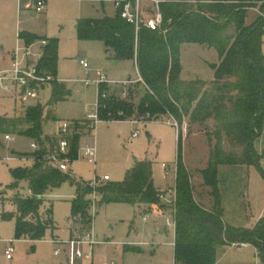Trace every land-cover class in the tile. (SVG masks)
I'll use <instances>...</instances> for the list:
<instances>
[{
	"label": "rangeland",
	"instance_id": "1",
	"mask_svg": "<svg viewBox=\"0 0 264 264\" xmlns=\"http://www.w3.org/2000/svg\"><path fill=\"white\" fill-rule=\"evenodd\" d=\"M21 3L19 10L18 0H0V46L8 51L16 48L18 26L21 32H35L58 40L57 79L66 86L69 95L57 105L49 106L51 86L48 84L39 90L38 98L32 104L23 105L0 82V118H12L28 106L41 104L48 108L50 116L44 124V134L60 138L62 123L82 124L97 105L99 87L94 82L99 79V73L104 76L102 82L108 88L105 92L107 100L114 98L127 101L134 94L131 100L135 106L138 105L145 94V86L139 81L133 61L115 64L102 42L84 41L77 36L81 19L102 18L105 15L114 17L117 7L113 1L48 0L46 10L42 13H38L29 0ZM149 7L148 11L145 10L148 17L154 12ZM258 16L259 12L254 11L250 20ZM201 47L184 45L181 51L182 80H213L211 67L219 63L218 53L205 47H202L203 51ZM81 61H86L89 67H83ZM10 67L9 60L0 61V72ZM168 120V117H163L143 121L134 117L128 121H101L93 131L80 127V149L87 145L95 147L97 162L93 164L82 158L73 161L78 159V154L62 157L69 160L72 174L63 173L67 179L46 196V200L53 205L56 229L48 231L43 242L36 243L17 239L15 220L5 219L3 214L15 211L12 203L15 196H32L26 182L21 183L18 191L15 189L12 171L31 166L37 160L32 154L39 151L34 152L31 147L36 143L34 140L10 133L13 140L7 141L6 133L0 131V264H67L69 247L63 246L62 255L55 256L56 246L50 243L51 239L59 237L67 240L72 234H82L90 228L97 239L105 243L93 248L83 246V253L90 259L77 260L76 264H174L172 208L168 213L157 215L152 206L104 203L96 193L97 209L93 211V193L86 196L83 193L84 187H89V183L96 178L108 177L109 182H122L136 162L148 161L153 167L154 186L159 194L165 196V199L159 198L162 203L160 208L165 210L166 207H172L176 198L178 130ZM261 130V136L254 142V149L260 156L259 166L219 168L218 188L224 210L223 219L236 228L254 230L264 221V122ZM181 132L183 160L191 176L194 199L204 208L211 209L214 199L210 195L211 190L203 183L201 171L207 168L215 145L214 124L193 125L189 128L185 123ZM133 134L137 136L133 137ZM226 147L229 150L227 144ZM39 162L45 167H53L47 158ZM163 164L170 170L167 177ZM55 168L60 171L57 163ZM78 197H83L87 202L85 211L77 215L82 219L80 221L74 220L72 216L73 201ZM11 242L13 259L8 260L5 252ZM133 245L140 251H126L127 246ZM250 250L242 249L239 245L222 246L217 251L218 264H264L259 256L256 261L250 255L253 250Z\"/></svg>",
	"mask_w": 264,
	"mask_h": 264
},
{
	"label": "trees",
	"instance_id": "2",
	"mask_svg": "<svg viewBox=\"0 0 264 264\" xmlns=\"http://www.w3.org/2000/svg\"><path fill=\"white\" fill-rule=\"evenodd\" d=\"M159 8L163 16L161 31L141 26L137 32L134 24L120 16V11L112 18L78 22L80 40L102 42L116 62H135L145 86V94L135 106L131 100L134 94L127 101L102 98L108 91L102 84L98 97L100 118L102 121H128L138 117L152 121L168 117L178 123L175 264H216L218 249L234 244L255 247L264 261V221L254 230L228 225L223 219L218 188L220 167L260 164L254 142L261 136L264 122V0L165 1ZM251 9H258L259 16L249 25L247 20ZM20 38L26 44L40 39L30 34H20ZM49 42L39 69L54 77L48 104L52 107L66 100L69 92L57 79L58 40ZM184 45L216 50L219 63L212 66V81L197 79L187 82L181 79ZM49 119L48 108L41 104L28 106L12 118H0V131L6 135L26 136L40 146L39 152L32 154L37 160L31 166L12 171L15 189L18 191L21 183L26 182L32 196H15L12 200L15 211L3 214L5 219L15 220L16 238L31 242L43 240L48 231L56 229L53 205L46 196L67 179L55 167H45L39 162L47 158L48 151L55 153L58 145L59 138L44 134V124ZM75 123L76 130L85 128L79 126V122ZM185 123L189 128L214 124L215 145L207 168L201 171L203 183L211 190L214 199L211 209L201 206L193 196L191 176L183 160L181 127ZM67 140L69 156H77L81 136L75 134ZM92 192L88 186L83 189L84 196ZM96 193L104 203L159 204L152 163L148 161L136 162L124 181L106 183L98 187ZM86 205L83 197L75 199L73 218L81 215ZM132 249L127 247L126 251Z\"/></svg>",
	"mask_w": 264,
	"mask_h": 264
},
{
	"label": "built area",
	"instance_id": "3",
	"mask_svg": "<svg viewBox=\"0 0 264 264\" xmlns=\"http://www.w3.org/2000/svg\"><path fill=\"white\" fill-rule=\"evenodd\" d=\"M24 0H18L21 3ZM33 2L35 10L38 13H42L45 11L48 0H29ZM77 1H87V0H77ZM93 2H101V0H90ZM114 0L115 6L118 11H120V16L125 19L128 23L134 24L136 26L137 32L140 30L141 26H145L149 30L152 31H161L163 25V16L160 12V4L161 0ZM149 2L153 6L154 13L150 17H144L143 15V2ZM103 2V1H102ZM50 42L48 40H37L30 44H25L23 46L18 45L14 51L13 59L11 67L5 71L0 72V82L3 83V87L9 94H13L15 99L20 101L23 105L32 104L38 98V92L44 86L51 84L54 80V77L50 74H46L39 69V64L42 59L45 57L46 49L49 46ZM81 65L85 68H88V63L86 61H81ZM99 79L94 82L99 88L104 80V76L102 74H98ZM142 81V79H141ZM88 84V82H86ZM99 97V96H98ZM106 95L103 94L102 98H105ZM99 99V98H98ZM100 104L99 100L95 108L87 115L86 119L82 124L86 129L93 131L98 123L102 120L100 118ZM169 124H174V126L178 128V123L170 118L168 120ZM76 123L64 122L61 124L60 128V138L58 140V145L55 153H50L47 157L49 162L55 167V164H58V169L60 172L64 174L71 173L70 162L69 160L62 159V157L69 155L70 145L67 140V137L74 136L78 134L79 130H76ZM137 134H133V137H136ZM5 139L7 141H12L13 138L10 135H6ZM34 152L40 150V146L37 143H33L31 145ZM82 158L84 160H89L91 163L96 164L97 162V150L95 147H91L87 145L86 147L79 149L78 151V160ZM165 176H169L170 170L169 168L163 164ZM108 177H100L96 178L92 182L89 183V187L93 190V211L97 209V196L96 189L103 184L109 182ZM164 192V191H162ZM161 192V193H162ZM171 192V191H169ZM176 194V192H175ZM159 198L165 199V196L159 194ZM176 201V198H175ZM175 201L173 202V207L175 206ZM93 219V218H92ZM74 220L80 221L82 220L79 217H75ZM90 221V220H89ZM92 221V220H91ZM92 227V224L90 222ZM50 243L56 246L54 250L55 256H60L63 253L62 247L67 245L69 248L67 264H76L77 260L81 259H90L89 256L83 253L82 247L87 245L91 248L103 244L97 239L95 234L92 232L91 228L87 230L85 233L77 234L72 236L67 240H63L59 237H54L51 239ZM8 246L6 249L5 255L8 260L13 259V243Z\"/></svg>",
	"mask_w": 264,
	"mask_h": 264
},
{
	"label": "crops",
	"instance_id": "4",
	"mask_svg": "<svg viewBox=\"0 0 264 264\" xmlns=\"http://www.w3.org/2000/svg\"><path fill=\"white\" fill-rule=\"evenodd\" d=\"M110 1H114V0H110ZM165 1H168V0H164V1H162V2H165ZM169 1H181V0H169ZM183 1H191V2H194V1H196V0H183ZM200 1H205V0H200ZM93 2V1H92ZM94 3H99V2H94ZM145 3H147V4H145ZM21 4L22 3H19V10H21ZM103 4V3H102ZM143 4V15H144V17H148V16H146L145 15V7H147V6H150L151 5V3H149V2H147V1H145V2H143L142 3ZM103 6V9H104V4L102 5ZM151 7H153L152 5H151ZM46 10V9H45ZM254 11H258L259 12V10L258 9H251V10H249V14H248V20H247V22H248V24L250 25V24H252L255 20H250V15L252 14V12H254ZM117 12H118V9H117V11H116V14H117ZM104 17H110V16H107V15H105ZM104 17H102V18H89V19H103ZM110 18H112V17H110ZM82 20V19H81ZM18 30H17V34H18V44H17V46L18 45H21V46H23V45H25L26 44V42H25V40H23V39H21L20 38V34H30V35H33V36H37V37H39L40 39L39 40H48V41H50V40H54V38H52V37H48V36H46V35H40V34H37V33H33V32H21V30H20V27L18 26V28H17ZM17 46H16V48H17ZM184 47V46H183ZM183 47H182V49H183ZM15 48V49H16ZM15 49L13 50V51H8V50H5L4 48H3V46L1 47L0 46V61H5V60H9V62H10V66H11V64H12V59H13V54H14V51H15ZM200 49H202L203 51H204V48H200ZM263 53H264V50H263ZM111 57V56H110ZM112 59V58H111ZM113 60V59H112ZM218 60H219V57H218ZM114 61V60H113ZM114 63L115 64H117V63H120V62H116V61H114ZM134 63V65H135V67H136V64H135V62H133ZM84 67V66H83ZM212 68V67H211ZM136 69H137V67H136ZM59 81V80H58ZM139 81H141V78H140V76H139ZM60 82V81H59ZM177 133H178V131H177ZM6 136V135H5ZM46 136H53V135H46ZM32 164V163H31ZM110 180V179H109ZM157 190V189H156ZM48 196V195H47ZM161 202H159V204H157V205H136V206H139V207H141V206H143V207H153V208H155V210H156V213H157V215H159V214H161V213H168V211L172 208V210H170L173 214H172V217L174 218V230H175V216H174V207H173V205H172V207H166V209L165 210H163V209H161L160 207V205L162 204H160ZM164 205V204H163ZM170 212V213H171ZM145 220H147V217L145 218ZM75 234H72L71 236H70V238L72 237V236H74ZM45 239V238H44ZM44 239L43 240H41V241H37V242H43L44 241ZM33 243V242H32ZM34 243H36V242H34ZM104 244V243H103ZM234 245H239V246H241V248L242 249H252V250H250V251H252V252H250V255H253L254 256V258H255V260L257 261V256H259V254H258V251L255 249V247H253V246H251V245H248V244H234ZM127 247H132L133 249L132 250H130V251H140L138 248H137V246H127ZM126 247V248H127ZM174 247H175V241H174ZM244 253H245V251H244ZM246 257V256H245ZM174 264H175V261H174ZM216 264H218V261H217V263Z\"/></svg>",
	"mask_w": 264,
	"mask_h": 264
},
{
	"label": "water",
	"instance_id": "5",
	"mask_svg": "<svg viewBox=\"0 0 264 264\" xmlns=\"http://www.w3.org/2000/svg\"><path fill=\"white\" fill-rule=\"evenodd\" d=\"M5 192V191H4Z\"/></svg>",
	"mask_w": 264,
	"mask_h": 264
}]
</instances>
